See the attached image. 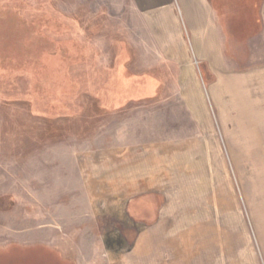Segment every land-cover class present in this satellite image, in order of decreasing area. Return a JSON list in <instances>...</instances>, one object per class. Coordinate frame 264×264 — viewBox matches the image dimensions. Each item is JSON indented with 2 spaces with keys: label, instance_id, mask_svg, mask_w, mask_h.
<instances>
[{
  "label": "rangeland",
  "instance_id": "374dc122",
  "mask_svg": "<svg viewBox=\"0 0 264 264\" xmlns=\"http://www.w3.org/2000/svg\"><path fill=\"white\" fill-rule=\"evenodd\" d=\"M54 1L13 4L38 27L59 21L62 37L45 41L43 58L18 22L8 26L16 39L0 47L1 66L13 70L0 72V264H264V120L235 122L225 89L248 82L246 96L264 102V75L255 77L264 66V0H248L247 12L244 0L233 5L228 30L239 47L230 55L239 56L223 58L222 72L185 58L191 73L128 17L126 0ZM149 146L166 149L183 186L134 212L113 200L102 164L118 149ZM165 206H173L165 240L136 257L138 231Z\"/></svg>",
  "mask_w": 264,
  "mask_h": 264
},
{
  "label": "crops",
  "instance_id": "0c3cea01",
  "mask_svg": "<svg viewBox=\"0 0 264 264\" xmlns=\"http://www.w3.org/2000/svg\"><path fill=\"white\" fill-rule=\"evenodd\" d=\"M237 1L243 0H236V2L234 0H126L123 3V8L128 9L129 14H134L133 17L128 16L129 18L139 17L140 21L148 25L151 42H156L155 47L159 46L162 55L171 57L173 60L180 59L178 61L181 67L179 72H196L192 62L188 59L185 60V58L191 57H197L198 62L207 65L208 68L204 69L205 72H222L223 58L239 56L238 53L230 55L232 50H237L239 46L228 30V21L235 16V12L239 13L237 7L233 9V5H237ZM244 1L245 5H242L240 10L247 12L252 8L250 5L252 2L248 4V0ZM54 5L59 7L57 0L54 1ZM56 13L61 18L60 13ZM39 18L43 19L41 16ZM68 18L70 24L73 19L76 20L75 17ZM22 39L25 40V38ZM247 41L252 43L253 40L247 39ZM261 68V70H257L258 73L255 77L259 78L260 74L264 75V66ZM192 79L191 75H188L184 80L191 82ZM249 79L247 80L249 81ZM249 86L248 82L246 84L240 82L237 85L232 80H229L228 85L225 86L228 94H232V105L238 115L233 117L235 122L264 120V102L252 101L248 95L246 96L245 88ZM193 90L194 88L188 87V93L192 94ZM218 95L219 92L216 91V101L221 103ZM188 97L192 100L197 99L195 95ZM226 110H229V107H226ZM166 152L165 148L159 150L157 146L155 148L149 146V149L141 154L132 150L121 152L119 149L117 158L114 156V151L111 152L112 155L108 154V162L104 160L102 164V181L104 185H112V194L116 195L113 200L131 202L129 206L134 207V212L138 205L141 209L145 206L151 208L150 201L155 194L164 195L165 198L168 197L172 200L173 198H170L168 194L174 192L175 187L182 188L184 173L181 171L182 169L178 168L175 174L173 162L169 161V164L168 161L166 162L167 158H170ZM158 155L163 159L162 163L159 162ZM172 208L165 206L158 216L156 215L153 220L149 221L148 226L141 227L138 231L134 243L136 257L140 252L141 255L147 256L150 249L155 247L156 241L163 243L165 237H162L161 234L168 231V223L163 218H167L168 211H171ZM142 248L145 249L142 250Z\"/></svg>",
  "mask_w": 264,
  "mask_h": 264
},
{
  "label": "trees",
  "instance_id": "16d2710c",
  "mask_svg": "<svg viewBox=\"0 0 264 264\" xmlns=\"http://www.w3.org/2000/svg\"><path fill=\"white\" fill-rule=\"evenodd\" d=\"M41 20L43 21V19H41ZM44 20H46L47 22H44L43 21V23H45V24L44 25L41 24V26H39V27H38V24L39 23L25 21V26H27V27L29 26V28L25 31L26 34H27V40L31 39V40H37L38 41V49H39L38 50V54H37L38 57L45 56V47H44L45 41H47V40H52V41L56 40L57 41V40H59L62 37V34L64 32V31H62L59 28V21H57L56 19H53V20L44 19ZM65 25H66V23H63V28H64ZM43 28L47 29L48 31H42ZM47 32H49L50 34H52L54 38L53 37H50ZM40 49H42V52H40ZM46 50H48V49L46 48ZM53 51H55V50H53ZM2 55L3 54L0 53V66H1V60L2 59H3V61H7L8 60V59L5 60V58H2ZM38 57H36L34 59L35 61H33L34 63L37 64V66L40 64L38 62V60L41 59V58L38 59ZM33 62H32V68H29L28 70L27 69L25 70V72L27 74H29V75L32 72H35ZM5 70L3 69L2 66L0 67V72L8 73V74L13 72V70H7V69H5ZM39 72H42V71H39L38 70V74H39ZM42 81H43V78H42ZM36 84H37L36 87L39 88V89L41 87H44V83L43 82H42V84H40V81H38Z\"/></svg>",
  "mask_w": 264,
  "mask_h": 264
},
{
  "label": "flooded vegetation",
  "instance_id": "af4514ba",
  "mask_svg": "<svg viewBox=\"0 0 264 264\" xmlns=\"http://www.w3.org/2000/svg\"><path fill=\"white\" fill-rule=\"evenodd\" d=\"M20 1L21 0H4L0 2V47L8 45L4 44V42L7 43L16 39V35L10 32L11 29H8L10 23L18 22L20 24H25V12L21 11L20 14H18V11L15 10V5H13L15 2ZM19 9H24L23 2H21V6ZM6 10H9L10 12H3ZM14 10L16 11L15 16L13 15Z\"/></svg>",
  "mask_w": 264,
  "mask_h": 264
}]
</instances>
